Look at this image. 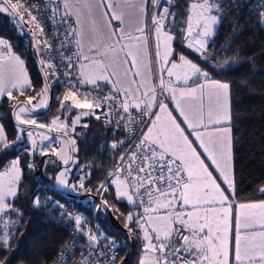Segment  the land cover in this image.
<instances>
[{
	"label": "snow or ice",
	"instance_id": "6c2138e0",
	"mask_svg": "<svg viewBox=\"0 0 264 264\" xmlns=\"http://www.w3.org/2000/svg\"><path fill=\"white\" fill-rule=\"evenodd\" d=\"M62 2L66 9L65 21L74 15L76 25L80 26L81 9L75 8L71 0H62ZM75 3L82 4L91 21V28L87 35L82 26L70 27L67 33V36L77 37L75 44L79 52L76 58L81 63L79 64L80 78L76 80V85L91 84L99 88L98 81H105L111 84V89L107 96L90 98L87 93L79 94L78 90H75V85L70 82L69 90L61 101V108L65 107L64 102L71 101V107L87 110L82 111L81 115H94L95 109L109 101L115 104L119 94L123 93V98L119 99L118 114L120 112L129 114L130 110L139 109L142 115L155 116L147 132L142 133L139 143L135 145L138 150L143 151L139 155L137 152H132L127 164L123 163L124 157L122 156L121 166L114 173H110L116 178L109 181L116 186L118 200L126 198L128 203L139 207L145 203V197H147L148 206L143 207L142 212H130L126 217L134 228L143 233L140 239L144 242V256L139 264H264V231H242V229L252 228L257 217H259L261 227H264V201L238 205L240 211L235 213L236 234L234 241L230 240V218L233 211L228 196L216 183L208 166L200 158V154L192 147V142L188 135H185L184 128L177 123L167 105L157 98L156 86L151 82V61L146 60L147 53L144 52L148 40L147 26L132 27L129 25L127 28L123 26L126 18L135 19L137 23L141 22L140 18L147 14L146 0H75ZM153 4L160 9L151 15L152 30L156 39L155 57L161 63L160 71H166L169 77L175 75L176 80L185 82L190 77H204L203 84L180 89L171 87V79L165 82L161 78L160 88L171 94V98L176 101V109L184 118L183 122L192 129L190 134L195 135L199 146L220 171L224 182L229 188H233V181L230 179L231 129L220 127L221 124L231 120L230 85L227 82L211 79L207 72L183 55L179 57L180 64L170 61L169 57L173 55L172 41L175 37L171 34L174 29H169L168 25L175 19L176 14L169 11L167 6L169 0H163V3L160 0H153ZM214 8L219 9V5L214 0H191L186 17V28L183 30V40L186 41L187 47L205 57L208 55L209 38L214 34L215 26L219 23V17L212 14ZM97 9H103L101 17L104 19V28L99 27L98 21L93 18ZM57 11L58 9H54L53 17L50 18L53 24L57 23L54 19ZM25 12L30 17L29 22L34 23L36 29L42 33L43 27L24 3L20 0H15V2L14 0H0V13L10 14L14 18L19 15L23 19ZM113 21L120 22L122 27L119 29L112 27ZM104 29L107 31L105 32ZM32 34L36 35V32ZM85 39L89 44L88 54H85L84 50ZM122 40H127L128 43L121 44ZM5 44V41L0 40V45ZM40 44L41 42L36 44L38 52ZM42 44L51 47L47 40ZM117 45L120 46L117 47ZM121 53H123V58H121ZM10 59H13L19 68L18 71L13 69L10 82L0 73V96L7 95L9 100L15 101L11 107L16 110L14 116L20 125L46 127L44 124L37 125L35 119L23 118L22 114L46 106L47 102L43 96L50 89L47 82V69H53L52 75L54 76L55 66L48 64L42 67V71L45 72L42 92L20 101L13 96V90H21L23 94L24 90L31 87V81L23 67L24 61L14 55ZM66 60V68L69 71L63 74L71 81L75 77L70 70L75 65L71 56L66 57ZM40 63L42 66L45 65L44 60ZM169 63H171L170 68L164 67ZM229 63L230 61H226L219 67L223 68ZM125 64L136 69L131 77L128 75L129 69L124 70L123 76L120 74V68ZM175 69H180V71H174ZM137 76L141 77L139 82L135 79ZM112 77L116 79L112 80ZM205 89H207L208 99L207 123H205L203 102ZM80 95H83V102L79 98ZM34 100H39V103L33 105ZM186 101H197L198 104H187L186 106ZM153 106H158L159 113H151ZM79 120L80 116H77L73 121V128ZM122 121L123 117H121ZM58 122L59 118L52 121L54 125ZM59 127L66 129L68 125L60 123ZM19 131L23 133L25 130L21 127ZM27 136L31 139L33 133L29 131ZM19 139L20 136L17 137V141ZM43 139L48 140L49 137L43 136ZM70 143L74 145L75 141ZM0 144H5L2 125H0ZM5 146L6 148L15 147L14 144ZM116 146L114 143L113 147ZM31 150L33 153L36 151L34 139L31 140ZM50 150L60 156L64 164H68L71 160V156L61 154L65 151L64 149L59 152L54 148ZM40 154L46 155L47 153L41 151ZM137 159L141 163L133 168L132 165ZM18 165L19 159L13 160L10 168L0 173V212L11 207L5 202V197L17 195V188L13 185L20 181ZM28 167L31 169L34 165L29 164ZM67 171L65 169L59 174L57 177L59 183H67L64 179ZM120 174H124L123 178ZM5 177L8 179L5 180ZM80 187L83 188V181ZM100 188L106 190L104 184ZM36 204H39L38 199ZM104 204L106 205L107 201ZM57 207L60 206L57 205ZM68 215L71 216V214ZM81 222V218L76 216L75 223L78 227ZM131 231L132 228H129V232ZM89 240L96 241L97 236L90 232ZM177 241L180 242V246L174 247ZM0 245L7 248L6 236L0 237ZM181 253L187 255H181ZM112 260L115 261L116 257L113 256Z\"/></svg>",
	"mask_w": 264,
	"mask_h": 264
},
{
	"label": "trees",
	"instance_id": "16d2710c",
	"mask_svg": "<svg viewBox=\"0 0 264 264\" xmlns=\"http://www.w3.org/2000/svg\"><path fill=\"white\" fill-rule=\"evenodd\" d=\"M219 1V9H215L219 23L209 39L205 57L188 48L182 37L189 1L172 0L171 10L176 15L169 25L174 29V55L184 54L210 78L229 83L231 191L217 175L215 177L226 193H232L234 203L264 201V191H261L264 189V0ZM17 16L21 29L8 14L0 13V36L23 58L31 87L23 94L21 90H14L13 96L26 100L29 94L35 96L44 88L42 67L47 62L45 54L36 49L38 40L32 34L35 32L32 23ZM41 60H44V66ZM226 61L230 63L219 67ZM47 74L50 85L46 93V96L49 94L48 106L44 111L33 112L39 120L58 115L71 122L75 112L70 106L67 112L56 109L60 89L49 69ZM14 102L7 95L0 98V124L5 134V144H0V171L12 159H19L20 169L17 195L5 198L11 207L0 213V237L6 236L8 240L7 248L0 245V264H47L71 237L60 222L73 225L78 236L90 233L94 197L114 161V154L107 149V144L111 140L119 142L122 135L104 123L101 108L98 115L82 116L74 126L79 132L74 133L75 150L71 148V160L65 168L71 169L68 181H73L80 178V172L72 168L84 166L81 173L84 190L80 194L64 191L55 185L57 172L64 168L60 158L50 151L46 155L29 151L24 134L19 135L18 125H23L14 118L15 110L11 107ZM6 144L15 147L6 148ZM29 164L34 167L29 169ZM37 199L39 204H36ZM130 212H136L135 208L125 199L118 200L111 187L103 190L95 208V219L105 241L112 240L116 244V264L121 262L129 246L131 251L121 264H139L144 252L143 241L126 219ZM76 216L82 221L79 227L75 223ZM129 228H132L131 232Z\"/></svg>",
	"mask_w": 264,
	"mask_h": 264
},
{
	"label": "built area",
	"instance_id": "2783aa9c",
	"mask_svg": "<svg viewBox=\"0 0 264 264\" xmlns=\"http://www.w3.org/2000/svg\"><path fill=\"white\" fill-rule=\"evenodd\" d=\"M191 3V0H188ZM21 3H24L27 8L31 10L32 15L37 17V21L43 27L44 31L39 32L35 24H33L36 35L38 36L41 44L40 50L45 54V59L48 64L55 66V75H52L53 69L49 68V74L54 79V81L58 84L60 91L57 94V104L56 109H62L64 112H67L69 109L68 104L64 102L65 107L61 108V101H63V97L65 93L69 90L68 85L71 82L75 85V90H78L79 94H89L91 97H104L107 96L111 89V84L105 81H98L100 87L96 88L91 84H80L76 85V80L80 77L76 72V54L77 47L75 44L74 36H67V33L70 27H74V19L73 17H68L65 21L64 14L57 11L55 13L54 19L57 23L53 24L50 18L53 17V10L56 8L57 0H20ZM163 3V0H160ZM216 4L219 5V0H214ZM172 0H169V4L167 5L169 11L171 10ZM157 7L154 6L153 0H150V7L147 15L148 22H151V15L153 12L159 11ZM188 13V12H187ZM28 20L30 21V17L26 13ZM186 28V23L182 28V37L183 30ZM47 40L48 44L51 46L50 48L44 46L42 44L43 41ZM71 41V42H70ZM186 42V41H185ZM72 57V62L75 67H73L70 71L73 73L75 79H70L65 77L63 74L65 71H69L66 68L67 60L66 57ZM79 97L83 98V95ZM120 96L115 104L111 101L103 104L102 107V119L107 126L112 127L113 131L121 132V139L119 142L115 140H111L107 144V149L114 154V161L108 170L103 182L101 183L105 185V187H111L114 193L116 194V186L114 184L109 183V181L115 179V175H110V173H114L117 168H119L122 164L121 157H124V164H127L131 156L132 152H137L138 155L143 150H138L135 145L139 143V139L144 133L146 126L148 125L150 119L152 118V114H144L140 113L139 109L130 110L129 114H124L120 112L118 114L117 108L119 104ZM154 112V109H151V113ZM121 117H123V121L121 122ZM119 122V123H118ZM123 143H120V142ZM117 146L114 148L113 144ZM141 161L137 159L135 163H133L132 167L135 168ZM121 178H123L124 174H120ZM135 175V172H133ZM103 190L99 187L93 203L92 210V218H91V234L97 236L96 241L89 240V232L83 234V236L77 235V229L68 224L66 221L60 222V226L67 230L71 237L68 239L66 244L61 247L58 252L47 262V264H116V260L113 261L112 257L115 256L117 258V248L116 244H113L112 240L108 242L105 241V235L100 231L98 223L95 219V208L99 203L100 196ZM147 201V197H145V202ZM135 208L136 212H142L144 204L137 207L133 204H130ZM136 233L142 237V231L134 228ZM187 234V233H185ZM180 242L174 245V247H179ZM181 255H187L186 253H181Z\"/></svg>",
	"mask_w": 264,
	"mask_h": 264
},
{
	"label": "crops",
	"instance_id": "0c3cea01",
	"mask_svg": "<svg viewBox=\"0 0 264 264\" xmlns=\"http://www.w3.org/2000/svg\"><path fill=\"white\" fill-rule=\"evenodd\" d=\"M71 2L73 3V5H74L75 8H80L81 9V16H80L81 25L80 26H77L76 25V17L74 15L71 16L74 19V27H81L82 26L83 30L85 31V33L87 35L88 30L91 28V21L89 19L88 14H87V10L86 9H83L82 4L77 5L75 3V0H71ZM146 2H147V14L145 16H143V17L140 18V21L141 22L140 23H137L135 19L129 20L128 18H126L123 26L126 27V28L129 25H131L132 27H140V26H145V25L147 26L146 27V34L148 35V40H147V44H146V47L144 49V52L147 53L146 60H150L151 61V69H152L151 82L156 86L157 98H158V100L160 102H163L164 104L167 105L168 110L172 112V115L176 118L177 123H180L181 124V127L184 128L185 135H188L189 140L192 142V146L196 149L197 153L200 154V158L203 159L204 160V163L208 166V170L212 173V176L215 179L216 183L219 184V182L217 181V179L215 177L217 175L219 177V179L222 181V183L228 188V190L230 192L232 188H229L228 187V185L224 182L223 177L220 175V171L218 169H216L215 165H213L211 163V160L207 158V154L204 153L203 149L199 146V141L196 139L195 135L194 134H190V133H192V129L188 128L187 127V124L183 122V119H184L183 116L180 115V111L178 109H176V107H175L176 101H174L171 98V94L167 90H162L160 88V79L161 78H163L165 82H167L169 79H171V81H172L171 87H175L177 89H180V88L197 87L199 84H203L204 83V77L203 76H200L199 78H197V77H195V78L190 77V79L185 82L183 80H176L173 77H169V76L166 77V76H164L165 74H163L164 72H162L160 74L159 69H161V63L158 62L157 59H156V57H155V51H156L155 44H156V40L154 38V31L152 30V24H151V22L149 23L148 22V19H147L149 7H150V0H146ZM56 8L58 9V11L60 13L65 14L66 9L64 8V5H63L62 0H57ZM102 10L103 9H97L96 12H95V14H94V17L93 18H95L98 21V26L99 27L104 28V19L101 17V11ZM112 27H114L116 29H119V28L122 27V25H121L120 22L113 21ZM104 31L106 32L107 29H104ZM137 35H138V33H137ZM76 39H77V37H75V40ZM0 40H3V41L6 42L5 45H0V60L1 59H5L6 58V55L7 54H10V53L12 55L16 56V53L17 52L15 53V51L11 47L9 49V46L10 45H9L8 41L4 37H2V36H0ZM38 42H40L39 39H38ZM120 43L121 44H124V43H128V41L127 40H122ZM88 46H89L88 40L85 39V41H84L85 54H88L87 53ZM119 46L120 45H117V47H119ZM172 46H173V43H172ZM78 52H79V49L77 47V53ZM171 57H175V58H177V60H179L180 54L175 56L174 55V48H173V55ZM20 58L23 60L22 57H20ZM121 58H123V53H121ZM5 60H4V62H5ZM80 63H81V61H78L77 60V62H76V72H77L78 76H79V64ZM125 69H129V72H128L129 77H131L132 74H133V72L136 71V69L135 68H132L131 65L125 64V65H123L120 68V74H121V76H123V72H124ZM5 71H6V73L8 72V67L5 69ZM115 79H116V77H112V80H115ZM135 79L139 82L140 79H141V77L137 76V77H135ZM211 79H213V80H219V79H215V78H211ZM219 81L224 82L222 80H219ZM14 90H17V89H14ZM119 96L122 99L123 98V93H120ZM79 98H80L81 102H83V98H81V97H79ZM203 102H204V105H205V109H204V112H205V123H207V105H208L207 89H205L204 101ZM67 103H68V106L71 105V101H68ZM187 104L197 105L198 102L197 101H186L185 102V105L187 106ZM70 108L72 110H74L75 115L76 114H79V113L81 114L82 111H87L86 109L82 110V109L75 108V107H71V106H70ZM99 109L100 108H97V109L94 110L95 111V114L94 115H98L99 114ZM96 110H98V111H96ZM153 113H159L158 106H155V110H154ZM161 115L163 116L164 114H161ZM154 119H155V116L152 115V118L150 119L148 125L146 126L144 133L147 132L148 127L151 126V121L154 120ZM229 122H225V123L221 124L220 127H228V128H230ZM222 166H223V164H222ZM230 179H232V181H233L232 158H231V161H230ZM220 188L224 191V189L221 187V185H220ZM229 192H227V194H225V192H224V194L226 196H228V199L231 202V206H232L233 215L230 218V233H229V238H230V240H233L234 241L235 234H236L235 213L237 211H240L239 208H238V205L239 204H242V203H234L233 200H232V198H231V196H230V194H229ZM125 200L127 201V199H125ZM259 202H261V201L246 202L244 204H247V203H259ZM218 206L219 205H217V207ZM225 206H227V205H225ZM256 211L259 212V210H256ZM242 231H247V232H251V231H257V232L258 231H264V227H261V224L259 223V217H257V221L254 222L252 228H250V229H242ZM143 256H144V252H142L141 258H143Z\"/></svg>",
	"mask_w": 264,
	"mask_h": 264
},
{
	"label": "rangeland",
	"instance_id": "374dc122",
	"mask_svg": "<svg viewBox=\"0 0 264 264\" xmlns=\"http://www.w3.org/2000/svg\"><path fill=\"white\" fill-rule=\"evenodd\" d=\"M15 2V0H14ZM190 4V2H189ZM7 14V13H6ZM212 14L213 15H216L217 12H215V8L213 9L212 11ZM12 19H14V22L16 24V26L19 27V29L22 28V24H21V21L20 19L18 18V16H15V18L8 14ZM218 16V14H217ZM23 19L28 20L27 18V15H25L24 13V17ZM32 28L34 29L33 27V24H32ZM216 28V26H215ZM172 29V28H170ZM173 36H174V31H172L171 33ZM35 37L37 38V40L39 39L37 35H35ZM154 38H155V33H154ZM210 39V38H209ZM156 40V39H155ZM172 49H173V46H172ZM16 53V52H15ZM180 55H183L185 56L184 54H180ZM13 56L11 53L10 54H7L6 55V60L5 59H1L0 60V73H2L8 80L9 82L11 81V78H12V74H13V69L15 68L17 71H18V68L19 66L16 65V62L13 60V59H10V57ZM16 56H18L19 58L21 57L18 53H16ZM186 57V56H185ZM187 58V57H186ZM21 59V58H20ZM170 61L172 62H175L177 64H180V59L177 60V58L175 57H169ZM188 59V58H187ZM5 60V62H4ZM22 60V59H21ZM190 60V59H188ZM192 61V60H190ZM192 63H195L197 64L195 61H192ZM198 65V64H197ZM160 66V65H159ZM199 66V65H198ZM8 67V72L6 73L5 69ZM23 67L26 69L25 67V64L23 65ZM164 67L166 68H170L171 67V63L169 64H166L164 65ZM200 67V66H199ZM27 71V70H26ZM174 71H180V69H175ZM159 72L160 74L162 73L159 69ZM28 74V73H27ZM163 74H165L164 76H168L167 72L165 71ZM162 76V75H161ZM173 78H175V75L172 76ZM195 78V77H193ZM176 79V78H175ZM9 86H10V83H9ZM43 89H41L39 91V93L42 92ZM14 91V90H13ZM29 96H32V94H29ZM1 97V96H0ZM20 99V98H19ZM43 99L46 100L47 99V96L46 94L43 96ZM15 103V102H14ZM39 103V100H34L33 101V105H36ZM30 108L32 107L31 105L29 106ZM41 108V107H40ZM38 109V108H36ZM153 109L155 110V106L153 107ZM16 111V110H15ZM77 116H83L81 115L80 113L79 114H76L75 115V118ZM22 117L25 118V119H35L36 122H37V125L39 124H44L46 125V127L44 128H39L37 126H33V125H23V126H19L18 125V130L23 127L24 128V132L21 133L19 131V135L21 134H24V138L25 140L27 141V143L29 144V147H30V152H32L31 150V140L34 139L36 141V151L35 152H40L41 151H44V152H47V151H50L52 153H54L53 151L50 150V148H54L57 152H59L61 149H64L65 151L63 153H61L62 155H65V156H70V152H71V148L72 150H75L74 148V145H72L70 142L73 141L74 137H75V134L74 133H78L79 131H77L75 129V127L73 128V121L75 120L74 117L71 119V122H69L68 118L65 117V116H58V115H50L46 120H39L38 117L35 115V113L32 111V112H27V113H23L22 114ZM15 118V116H14ZM57 118H59V122L58 124L54 125L52 123L53 120H56ZM16 120V119H15ZM80 121V120H79ZM18 124L19 122L16 121ZM60 123H63V124H66L68 125V127L66 129L64 128H60L59 127V124ZM77 124V123H76ZM75 124V125H76ZM83 129V128H82ZM32 132L33 133V137L30 139L28 136H27V132ZM68 133V134H67ZM71 133V134H70ZM70 134V135H69ZM43 136H48L49 139L48 140H44L43 139ZM193 147V146H192ZM55 154V153H54ZM56 155V154H55ZM57 157L60 158V156L56 155ZM13 160H16V159H12L10 161V163L7 165V167H5L2 171H0V173L4 172L6 169L10 168V164ZM75 159L72 160V162H74ZM60 163L62 162L64 168L63 169H60L57 174H56V181H55V185L56 187H58L59 189L61 190H64V191H68V192H71V193H76V194H80L83 192L84 188H81L80 187V183H81V179L84 177L81 173L83 172L84 170V166L82 165H77L75 168L73 167L72 169L74 170H77L76 172H80V178L79 179H75L73 181H68V177L71 175V169L70 168H65V166L67 164H64L63 160L60 158ZM65 169H67V173H66V176L64 177V179H66L67 183L66 184H61L58 182L57 180V177L59 176V174L64 171ZM8 177H5V180H7ZM75 185V187L73 188V186ZM14 187H17V184H14L13 185ZM225 192V191H224ZM225 194H227L225 192ZM13 196H6L5 198H11ZM126 199V198H124ZM148 204H147V201L144 203V207H147ZM1 213V212H0ZM144 243V242H143ZM143 248H144V245H143Z\"/></svg>",
	"mask_w": 264,
	"mask_h": 264
},
{
	"label": "water",
	"instance_id": "95a60500",
	"mask_svg": "<svg viewBox=\"0 0 264 264\" xmlns=\"http://www.w3.org/2000/svg\"><path fill=\"white\" fill-rule=\"evenodd\" d=\"M168 28L170 29L171 28V26L170 25H168ZM32 41H33V43H34V38L32 37ZM20 101H24L23 99H19ZM48 100H49V94H47V99H46V106H44V107H41V108H38V109H35L36 111H44L46 108H47V106H48ZM70 156H71V152H70ZM130 251H131V246H129V249H128V251H127V253H126V255L123 257V259L121 260V262L119 263V264H121L126 258H127V256L129 255V253H130Z\"/></svg>",
	"mask_w": 264,
	"mask_h": 264
}]
</instances>
